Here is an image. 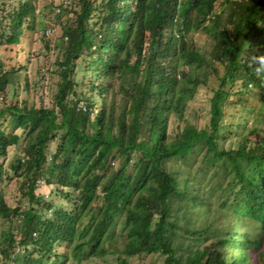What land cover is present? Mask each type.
I'll list each match as a JSON object with an SVG mask.
<instances>
[{
    "label": "trees",
    "instance_id": "1",
    "mask_svg": "<svg viewBox=\"0 0 264 264\" xmlns=\"http://www.w3.org/2000/svg\"><path fill=\"white\" fill-rule=\"evenodd\" d=\"M45 8L67 14L59 41L43 40L57 51L52 105H6L24 67L0 55V219L9 223L1 264H129L141 255H161L163 264H264V73L252 61L264 56V0H62ZM0 13V48L45 25L35 0H9ZM201 28L210 49L194 42ZM210 71L219 86L200 127L188 104ZM17 130L23 155L7 164L22 140ZM228 136L235 141L226 147ZM13 177L24 201L15 207L4 192ZM41 183L51 199L36 194ZM64 245L73 256L59 252Z\"/></svg>",
    "mask_w": 264,
    "mask_h": 264
},
{
    "label": "rangeland",
    "instance_id": "2",
    "mask_svg": "<svg viewBox=\"0 0 264 264\" xmlns=\"http://www.w3.org/2000/svg\"><path fill=\"white\" fill-rule=\"evenodd\" d=\"M62 0H35L37 5V12L40 17V22L45 23V25H39L36 35L31 36L29 32L26 34V37L22 39V42L17 46H6L0 48L1 58L5 62H9V58L12 59L11 65L20 70L21 67H24L22 70V79L20 81V89L15 91L16 97L8 96L5 104L9 105L10 103L17 102L18 100H26L30 105L36 103L37 105L51 106L55 93L57 91L58 78L54 76L53 69L54 63L57 56V51L53 50L48 52L44 46L43 40L48 43L53 41L57 42L62 36V23L66 19L67 14L62 13H52L47 11L45 7H49L51 3L60 4ZM8 4L9 0H1L0 4ZM14 4H17V0H14ZM217 6V10H218ZM1 18V13H0ZM46 26V27H45ZM50 32V33H49ZM49 33V34H48ZM194 42L198 49L207 48L210 49L211 38L209 35H205L203 31L193 32ZM219 76L221 77L224 74V68L222 64L217 65ZM210 77L207 83L204 86L199 87L198 92L195 95V98L188 104V113H197V122L200 127H205L208 125L207 120L209 117V100L212 96L211 91L218 89L219 79L210 71ZM25 77L28 79L29 88H26ZM84 87V86H83ZM0 100L1 97H0ZM234 121L232 117H228L229 122ZM252 118H249V124H251ZM176 124L171 128V133L176 132ZM17 133L22 136V140L18 146H14L10 149L9 157L6 160L7 164L13 158L21 157L23 155V131L17 130ZM230 136V135H229ZM228 136V137H229ZM251 136V135H250ZM249 136V137H250ZM231 141H235L234 137H229L228 140L224 143L226 147L229 146ZM56 145L52 144L50 149H55ZM203 154V153H202ZM202 154L193 156L192 161L194 164V169L202 167L201 159ZM50 159V157H49ZM186 166H181V171L185 172ZM193 169V171H194ZM204 169V168H203ZM198 173V172H197ZM206 174H198V178L201 179ZM210 177V176H207ZM213 185H215L213 183ZM52 187L47 185H42L37 189L36 194L42 195L46 199H51V195L54 193L51 189ZM22 188L16 177L8 180L4 192L8 203L15 207L18 204L23 203L22 200ZM49 215L51 213L49 212ZM225 224V223H224ZM224 224H220L222 227ZM9 225L8 222L0 219V236L5 228ZM230 225V224H229ZM124 239L119 240V245L122 247L124 244ZM2 239L0 237V244ZM60 253H68V255L73 256V249L67 248V246L58 247ZM23 251V249H20ZM125 258L124 256H122ZM129 264H163V257L161 255H141L135 256L127 259ZM0 264H1V255H0ZM45 264H50L47 260ZM65 264H117L116 259L113 257L108 258H92L90 260H85L81 263L75 261L73 258L68 260Z\"/></svg>",
    "mask_w": 264,
    "mask_h": 264
},
{
    "label": "clouds",
    "instance_id": "3",
    "mask_svg": "<svg viewBox=\"0 0 264 264\" xmlns=\"http://www.w3.org/2000/svg\"><path fill=\"white\" fill-rule=\"evenodd\" d=\"M180 1H182V0H180ZM220 2V1H219ZM219 2L216 4V9H217V6H219ZM178 11L180 12L181 11V7L178 9ZM210 18L211 17H208L207 19L208 20H210ZM198 31H202V28L200 29V30H198ZM203 33H205L204 31H203ZM205 35H208L207 33H205ZM252 61H255L256 62V70L257 71H259V72H262V73H264V56H257V57H253L252 58ZM257 227H258V230L257 229H255V235L256 236H259V224H257ZM263 248V250H264V246H262Z\"/></svg>",
    "mask_w": 264,
    "mask_h": 264
},
{
    "label": "built area",
    "instance_id": "4",
    "mask_svg": "<svg viewBox=\"0 0 264 264\" xmlns=\"http://www.w3.org/2000/svg\"><path fill=\"white\" fill-rule=\"evenodd\" d=\"M49 33H50V32H49ZM49 33H48V34H49Z\"/></svg>",
    "mask_w": 264,
    "mask_h": 264
}]
</instances>
